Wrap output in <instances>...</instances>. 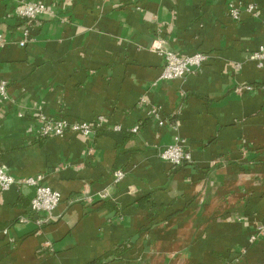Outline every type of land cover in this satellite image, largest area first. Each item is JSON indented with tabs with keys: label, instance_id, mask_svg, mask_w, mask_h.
Instances as JSON below:
<instances>
[{
	"label": "crops",
	"instance_id": "1",
	"mask_svg": "<svg viewBox=\"0 0 264 264\" xmlns=\"http://www.w3.org/2000/svg\"><path fill=\"white\" fill-rule=\"evenodd\" d=\"M21 1L0 0V168L61 198L38 225L34 186L0 190V264H264V0H41L29 22ZM156 35L207 60L161 79ZM41 115L105 125L40 138Z\"/></svg>",
	"mask_w": 264,
	"mask_h": 264
},
{
	"label": "built area",
	"instance_id": "2",
	"mask_svg": "<svg viewBox=\"0 0 264 264\" xmlns=\"http://www.w3.org/2000/svg\"><path fill=\"white\" fill-rule=\"evenodd\" d=\"M240 7L248 13H254L255 7L251 3L238 2L237 4L229 5V14L232 18L238 19L240 17ZM46 11V5L41 0H23L16 8L15 15L26 22L32 21L40 14ZM27 36V31L24 32ZM25 39L19 42L21 46L25 44ZM150 50L159 53L163 59L162 71L160 73L161 79H177L183 78L190 73L199 71L202 65L207 60V55L201 52H195L190 55H179L176 52L169 50L164 45V40L160 35L153 37ZM249 59L254 61L258 67L264 68V45L259 46L257 50L252 52ZM247 86L246 89H250ZM7 94L6 81H0V97L5 98ZM150 115L156 117L159 125H163L165 119L162 118L160 112L151 108ZM38 136L40 138H47L52 136H64L68 133H81L89 135L99 131L105 125L104 118L99 116L94 121L74 120L69 118H51L44 115L38 118ZM114 130H120L119 125L113 127ZM138 126L130 129L131 132H136ZM159 157L170 163L173 167L182 165L189 159V153L184 147L183 140L179 136H175L173 142L166 145L159 151ZM125 175L123 170H115L113 172V180L115 182L122 179ZM29 184L34 186L35 192L30 200V210L37 213L36 224L42 225L54 218L53 211L57 207L61 195L57 190L42 183V176L29 177L25 179H17L0 168V190L8 189L14 184ZM255 236L251 237V240Z\"/></svg>",
	"mask_w": 264,
	"mask_h": 264
}]
</instances>
